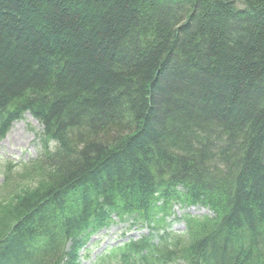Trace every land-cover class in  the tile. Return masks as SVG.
<instances>
[{
	"label": "trees",
	"instance_id": "16d2710c",
	"mask_svg": "<svg viewBox=\"0 0 264 264\" xmlns=\"http://www.w3.org/2000/svg\"><path fill=\"white\" fill-rule=\"evenodd\" d=\"M27 111L43 126L42 160L29 175L47 167L51 177L0 199V264L43 239L36 264H61L59 219L78 213L61 199L75 202L78 187L99 192L83 221L120 200L142 216L150 181L166 174V207L204 205L212 215L192 218L187 240L144 239V264H264V0H0V137ZM53 120L74 128L67 135ZM172 123L198 141L211 127L221 139L237 136L245 162L237 182L218 167L221 188L195 179L191 166L149 168L154 149L165 158Z\"/></svg>",
	"mask_w": 264,
	"mask_h": 264
},
{
	"label": "bare ground",
	"instance_id": "6f19581e",
	"mask_svg": "<svg viewBox=\"0 0 264 264\" xmlns=\"http://www.w3.org/2000/svg\"><path fill=\"white\" fill-rule=\"evenodd\" d=\"M38 92H40V91H36L35 93H38ZM28 94H30V93H28L27 90H24V91H22V93H20V95H15L12 98H23V97H27ZM39 96H41V95H39ZM123 112H124L123 115H125L128 112L127 108L124 109ZM53 121L56 122L57 129L65 131L67 133V135H68V133H70V129L74 128V124H75V123H71L70 121H67L70 123H67L64 126H62L59 123V121H57V120H53ZM80 124L78 123V125H80ZM171 127H173V129H174L173 131L175 132V136L173 138V141L169 142L168 144H166L165 142L161 143V149L164 150L163 154L165 155V158L160 160L158 157L162 153L161 152L159 153V150H155L153 148L154 153L151 155L152 156L151 161L150 162L148 160L145 161L146 163L148 162L149 168H151V166H152V168L154 170L160 169L161 171H159V173L164 175L166 172H172L174 170H178L180 168V165L183 169H187L188 167L191 166L194 169H193V171H190V172H193L192 174L191 173L190 174L193 175L195 173V176H196L195 179L198 180V178H199L200 181L202 183H204L205 185L209 184L210 188H212L214 186V184L216 185L217 188L218 187L221 188L225 185V183L217 181L218 180L217 178L219 176V170L228 169L231 172V171H233V169L231 170V168L233 167L236 170V172H234V171L231 172L230 181H231V183L237 182L236 178H239V176L243 170V167H245L244 159L239 161V159L237 158L239 156L240 148H242V144L238 141L239 138L237 136H236V138H235V136H231V137H227L226 139H224V138L221 139L218 136L222 130L220 127L216 128V130H212V129H208L207 131H205V130L200 131L199 130V135L202 138H201L198 146L207 145V143L214 140L213 141L214 144H212V147L217 148L218 151L219 150L220 151H219V153H217V150H214L212 148V149H208L207 151H203V154L201 156H197L196 155L197 153H195L196 149H194V148H195V141L199 137H197L195 140H190V138L185 137V131L179 132L177 130V129H181V128L174 125L173 123L171 124ZM211 131H213V132H211ZM207 133H208L207 137L209 138V140L206 141V138L204 137V135ZM209 134H213V135L210 136ZM105 140L106 139L102 140L103 143ZM105 144H107V146L109 147L110 150H111V148L115 147V146L111 147L113 144V141H111V140H106ZM141 145H142L141 142H139L136 144V147H139ZM213 145H216V147ZM229 150L236 152L235 156L233 155L235 158L233 156H231V157L227 156V154L229 153ZM212 160H214V161H212ZM200 161H202V162H200ZM238 161H239V163H238ZM236 163H238L237 166H236ZM213 164L216 167L215 169H214ZM202 167H208V169L205 170V169H202ZM217 167L219 170H217ZM168 176L169 175L166 174V176H164L163 179H161V180L159 179V177H157L155 181L154 180L150 181L151 185H152L151 186L152 189L149 192V194L147 195L148 196L147 199H148L150 205L151 206L153 205V209L157 208L154 205V203L157 202L158 200H162V195L165 194L164 192L167 190V188L169 186ZM196 182L198 183V181H196ZM129 185H132V184L129 183ZM129 185H127L125 187V188H127L128 191L130 188ZM135 185L138 188L140 186L139 182H136ZM234 185H232L233 188H235ZM138 190L139 189H137V191ZM86 193H87V191L85 189H80L77 193L76 198L79 200H83V201L85 199L84 203L87 205H90V204H92V202H94L96 200V197L98 196L97 194L99 192H97L95 190L92 195L90 193H87V194ZM129 195L131 197H134V195L131 193H129ZM226 207L227 206H225V208ZM72 221H74V219H72ZM223 229L226 230L225 228H221L220 231H223ZM232 229H234V228L232 227ZM23 248L24 249L19 251L18 258H16V259H17V261H19V263L27 264V262L30 261L29 258L34 260V257L30 253L31 252L30 250L28 251L25 246H23ZM32 263L36 264L37 262L34 260V261H32Z\"/></svg>",
	"mask_w": 264,
	"mask_h": 264
},
{
	"label": "rangeland",
	"instance_id": "374dc122",
	"mask_svg": "<svg viewBox=\"0 0 264 264\" xmlns=\"http://www.w3.org/2000/svg\"><path fill=\"white\" fill-rule=\"evenodd\" d=\"M156 126H158V125H156ZM82 127L84 129H87L85 127V125H82ZM36 129L37 130L40 129V126H39L37 121H34V119L32 118V116L30 114H26L24 116L23 120H20V121L15 122L13 124L8 135L4 139H2V141L0 142V156H1L0 157V166H2L3 163H5L7 161L5 157H8L9 159H11L10 162H14L17 159H22L25 161V160H28V159L35 157L36 148H35V145L33 144L35 133H33V132ZM210 129L216 130L215 127H211ZM211 132H213V131H211ZM209 135L212 136L213 134H209ZM207 136H208V133L205 134L204 137L207 138V140H209V138ZM185 137L190 138V140H195V137H193V135L189 134V133H186ZM99 138H101V137H99ZM197 142L200 143V141H198V140L195 141V149L198 146ZM166 143L168 144L169 142L166 141ZM212 144H214L213 141L211 142V145ZM213 146L216 147V145H213ZM205 147H206V145H204V148ZM206 148H208V146ZM203 151H205V150H202V151L196 150L195 152L197 153L196 154L197 156H201L200 154H203ZM262 157L264 158V155ZM237 158H239V157H237ZM241 160L242 159L239 158V161H241ZM239 161H238V163H239ZM263 162H264V159H263ZM238 163H236V166L238 165ZM46 168L47 167L40 168L42 170L38 169L37 173L35 174L37 176H33V175L28 174L29 176L27 177V175H26V177H23L24 180H22L20 183H18L21 180V178H19V175L21 173H23V171H21V169H15L14 179H16V180L11 181L8 184H6L5 181L3 182L2 177L0 176V184L3 182L1 190L5 191V193L10 192L9 190H11L15 186V184H17L15 189H14L13 197H15V198L19 197L22 194L21 192L19 193V189L23 188L22 190L26 191L27 189L31 190L33 188H37L40 181H44L45 179H48L49 177H51L49 175L50 170L47 171ZM202 169L207 170L208 167H202ZM232 169L234 172H236V170L233 167L231 168V170ZM233 171H231V172H233ZM56 172H58V170ZM230 175H231V173H230ZM54 176H60V175L58 173H55ZM54 178H56V177H53V179ZM192 179H193V177H192ZM9 197L12 198L11 195H9ZM11 204H12V202H11ZM192 212H196V211L193 210ZM177 228L182 229L183 226L179 224V225H177ZM119 229L120 228L118 226L111 227V229L109 230V235L106 238H104L105 242H103L102 247L105 245L104 243H108V242H111V240L113 241L117 238H120V234L122 231L120 232ZM131 230L133 232H135L133 229H131ZM19 251H20V249L18 250V252ZM98 251H99V249H97V253H98ZM95 252H96V250H95ZM94 255L95 254H93L92 256L94 257ZM83 264H88V261H87V263H83Z\"/></svg>",
	"mask_w": 264,
	"mask_h": 264
}]
</instances>
